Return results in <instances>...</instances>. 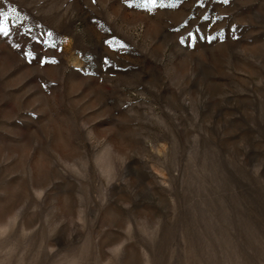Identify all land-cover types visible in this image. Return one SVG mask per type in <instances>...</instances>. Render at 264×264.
Listing matches in <instances>:
<instances>
[{
    "label": "rangeland",
    "instance_id": "374dc122",
    "mask_svg": "<svg viewBox=\"0 0 264 264\" xmlns=\"http://www.w3.org/2000/svg\"><path fill=\"white\" fill-rule=\"evenodd\" d=\"M0 11V264H264V0Z\"/></svg>",
    "mask_w": 264,
    "mask_h": 264
},
{
    "label": "snow or ice",
    "instance_id": "6c2138e0",
    "mask_svg": "<svg viewBox=\"0 0 264 264\" xmlns=\"http://www.w3.org/2000/svg\"><path fill=\"white\" fill-rule=\"evenodd\" d=\"M224 2L228 3V0H224ZM149 3L154 4L155 0H149ZM7 19H8V14L4 13L3 11H0V33L5 35H7L8 32V26L6 23Z\"/></svg>",
    "mask_w": 264,
    "mask_h": 264
}]
</instances>
